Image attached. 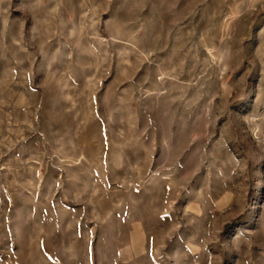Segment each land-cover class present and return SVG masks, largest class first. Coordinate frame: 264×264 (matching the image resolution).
Segmentation results:
<instances>
[{
    "label": "rangeland",
    "instance_id": "obj_1",
    "mask_svg": "<svg viewBox=\"0 0 264 264\" xmlns=\"http://www.w3.org/2000/svg\"><path fill=\"white\" fill-rule=\"evenodd\" d=\"M0 264H264V0H0Z\"/></svg>",
    "mask_w": 264,
    "mask_h": 264
}]
</instances>
